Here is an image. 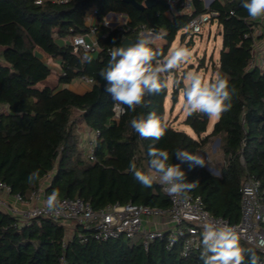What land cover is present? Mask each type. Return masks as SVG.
Here are the masks:
<instances>
[{
  "label": "trees",
  "instance_id": "16d2710c",
  "mask_svg": "<svg viewBox=\"0 0 264 264\" xmlns=\"http://www.w3.org/2000/svg\"><path fill=\"white\" fill-rule=\"evenodd\" d=\"M242 2L212 0L205 7L203 0H190L191 8L184 10L181 0H157L142 9L124 0H0V180L10 186V193L27 200L48 177L46 196L55 190L59 198L78 197L93 209L131 202L166 210L170 201L161 184L145 187L129 171L134 161L137 170L148 173V149L154 146L169 152V163L181 164L187 182L198 181L189 192L200 196L208 212L231 223L239 221L242 182L252 176L264 188V69L251 64L256 38L264 37V28L258 36L254 31L264 27V16L250 18ZM92 7L99 48L86 53L92 57L89 63L70 46L55 42L52 31L64 36L85 34L89 30L85 18ZM211 11L218 13L212 19L217 20L221 47L213 67L216 76L209 82L217 77L227 79L231 109L221 114L208 133L209 116L187 111L183 123L195 138L166 120L167 88L146 95L135 111L123 106L125 112L112 121L114 101L99 75L110 58L107 50L119 46L125 36L135 42L144 27L156 34L166 33L161 44L153 46L167 55L177 33L192 17ZM109 12L124 14L127 19L121 26L109 28L104 25ZM35 50L59 63L61 70L54 83L40 85L52 70L35 57ZM81 76L90 77L93 83L79 94L68 85ZM181 86L182 82L172 87L174 102ZM150 113L166 125L158 142L141 138L131 127L132 119H147ZM86 127L99 131L94 159L87 156L84 132H79ZM213 136L220 139L224 159L217 169L219 175L205 166L190 168L175 157L178 148L196 155L203 152ZM36 170L38 178L29 182V174ZM68 230L60 219L36 216L21 221L0 208V264H204L201 244L183 257L179 246L167 248L165 238L151 241L144 249L140 241L130 243L131 238L97 240L75 223L71 236H67ZM240 245L248 250L244 264H250L251 252L258 260L263 258L241 239Z\"/></svg>",
  "mask_w": 264,
  "mask_h": 264
},
{
  "label": "built area",
  "instance_id": "2783aa9c",
  "mask_svg": "<svg viewBox=\"0 0 264 264\" xmlns=\"http://www.w3.org/2000/svg\"><path fill=\"white\" fill-rule=\"evenodd\" d=\"M41 1L36 0L37 3ZM51 1L64 3L68 0ZM174 1L177 0H168L170 3ZM181 5L184 10L191 8L190 0H181ZM217 14L216 11H211L195 15L183 29L187 33H199L203 23L211 20ZM95 20L96 10L92 7L85 18V22L88 23L89 27L88 32L64 36L53 30L52 37L59 45L70 46L73 53H80L84 59L86 53L99 48ZM104 21V25L109 28L123 24L118 18H113L112 15L105 16ZM141 33L147 35L154 32L152 29L141 27L138 36ZM111 49L107 50L108 54H110ZM251 64L258 65L261 69H264V51L259 52L257 55L255 54ZM80 80L90 86L93 83V80L87 76H81ZM112 110L111 120L118 121L123 113L114 105ZM98 134V130L86 127L82 136L87 148V156L90 159H94V145ZM215 174L219 175V171ZM44 187L41 183L39 187L30 192L28 199L24 200L19 194H11L10 186L0 180V208L19 216L21 221H28L36 216H46L62 221L67 220L89 231L97 240L120 237L131 238L135 235H140V242L144 249H147L151 241L165 238L167 248L172 249L175 246H179L180 255L183 257H187L198 249L202 241L204 223L211 221L221 225L226 224L237 232L242 241L255 247L263 254V258L258 260V263L264 264V247L260 246L261 241H264V188L261 186L260 180L252 176H248L242 182L240 188V218L239 221L234 223L208 212L200 196L193 195L189 191L179 196H170L166 191L167 186L162 184L161 188L170 201V206L166 210L131 202L108 204L102 208L93 209L89 203L78 197H58L57 208L50 210L46 206L48 196L44 193ZM2 193L11 195L15 202L24 205V207L10 205L1 196Z\"/></svg>",
  "mask_w": 264,
  "mask_h": 264
},
{
  "label": "clouds",
  "instance_id": "9594fccd",
  "mask_svg": "<svg viewBox=\"0 0 264 264\" xmlns=\"http://www.w3.org/2000/svg\"><path fill=\"white\" fill-rule=\"evenodd\" d=\"M242 7L252 19L264 16V0H243ZM164 35V32L147 35L141 33L134 43L111 49L107 65L99 75L106 82L105 92L111 96L114 107H118L121 113L126 109L135 111L138 105L144 103L146 95L160 94L167 89L169 81L162 77H166V74L179 68L189 59L190 52L184 47L172 48L167 55L155 48V41L162 40ZM84 59L90 63L92 57L86 56ZM184 79V106L189 115L204 113L219 119L222 113L231 109L232 96L227 79L217 77L214 82L205 83L201 76L194 72L188 73ZM121 106H126V109ZM130 123L133 130L143 139L158 142L165 135L166 125L161 123L155 113H150L147 119L134 118ZM174 155L182 163H188L190 168L205 165L203 158L185 149H176ZM148 156V173L137 170L134 161L129 164V171L141 185L151 187L154 182L166 185L170 196H179L197 186L198 181L187 182L181 164L169 163L167 150L150 146ZM38 176L39 170L30 173L29 182L36 180ZM58 196L59 193L54 190L47 197L48 209L57 208ZM201 246L200 258L204 264H244L245 253L248 251L241 247L240 237L231 226L211 221L203 224ZM260 246L264 247V241H261ZM249 260L250 264H258V257L254 252L250 253Z\"/></svg>",
  "mask_w": 264,
  "mask_h": 264
},
{
  "label": "rangeland",
  "instance_id": "374dc122",
  "mask_svg": "<svg viewBox=\"0 0 264 264\" xmlns=\"http://www.w3.org/2000/svg\"><path fill=\"white\" fill-rule=\"evenodd\" d=\"M211 1L212 0H203L204 6L207 7ZM218 31H219V27L216 19H211L207 22H204L201 27V31L199 33L194 34L193 43H188V45L185 46V44L189 42V36L191 33H187L185 29H181L177 33L175 39L173 40L169 48V50L175 47L187 48L190 52V57L179 68L173 70L171 73L166 74L167 80L169 81V87L165 99V118L168 122L171 123V125L174 128L184 130L195 138L197 137V135L188 125L183 123L185 116L187 114V109L184 106L185 105L184 78L188 73H193V72L199 74L203 82L205 83H209L210 78L213 79L215 78L216 75L213 67L218 60L219 50L221 47V35L218 33ZM183 32L184 35L180 40L179 35ZM260 33H261V29L257 26L255 28L254 34L258 36ZM256 39L257 41L255 44L254 54L257 55L259 52L264 51V39L263 38L259 39V37ZM162 40H156L155 44L160 45ZM52 69H53L52 74L46 79V81L40 83V85H43L46 82L47 83L55 82L56 79L55 75L57 74L58 68L56 66L54 67L52 66ZM181 82H182V86L178 89L177 92V101L174 102L171 98L172 87L174 84H179ZM216 120H217L216 118L209 117L206 133L212 130L213 124ZM79 132L83 133L84 129L80 128ZM197 155L204 159L205 161L204 166L207 169L209 168L218 169V167L221 166L224 161L222 152L220 150V139L216 136L211 137L204 151ZM45 182H47L46 179ZM11 197L12 196L10 195L9 199L6 201L12 202L13 197L12 198ZM16 205L19 206V203L16 202ZM63 223L69 229L67 236H71L73 234L72 227L74 223L67 220L63 221ZM140 239H141L140 235H135L131 237L130 243L139 242Z\"/></svg>",
  "mask_w": 264,
  "mask_h": 264
},
{
  "label": "crops",
  "instance_id": "0c3cea01",
  "mask_svg": "<svg viewBox=\"0 0 264 264\" xmlns=\"http://www.w3.org/2000/svg\"><path fill=\"white\" fill-rule=\"evenodd\" d=\"M112 17L113 18H118V20H120V21H122V23H124L125 21H126V19H127V16L126 15H124V14H119V15H112ZM263 19V18H262ZM261 20V19H260ZM261 21H263V20H261ZM263 23V22H262ZM86 24H88L87 22H86ZM259 28L260 29H262V26L260 25L259 26ZM264 28V27H263ZM218 33H219V31H218ZM153 34H156V33H153ZM263 39H264V37H263ZM257 41V40H256ZM259 41H261V40H259ZM256 44V43H255ZM0 59H1V57H0ZM46 62H47V64H48V66L51 68V70H53L52 69V66L54 67V66H56L57 68H58V71H57V74L60 72V66H59V63L57 62V60H53V59H50V58H46ZM52 74V73H51ZM55 77H56V75H55ZM68 87L71 89V90H73V91H75V92H77V93H79V94H82V93H84V92H86L87 90H89L90 89V85H88V84H86L84 81H82V80H80V79H77V80H75V81H73L72 83H70L69 85H68ZM85 130V129H84ZM42 185L43 186H45L46 185V183L47 182H45V180H42ZM1 196L5 199V201L6 200H8L9 199V196L10 195H6V194H1ZM12 198V197H11ZM7 202V201H6ZM7 203H9L10 205H14L15 207H24V205H20L19 204V206L18 205H16V202H15V200L13 199V201L12 202H7Z\"/></svg>",
  "mask_w": 264,
  "mask_h": 264
},
{
  "label": "water",
  "instance_id": "95a60500",
  "mask_svg": "<svg viewBox=\"0 0 264 264\" xmlns=\"http://www.w3.org/2000/svg\"><path fill=\"white\" fill-rule=\"evenodd\" d=\"M124 1L131 3L132 5H134L135 7H137L138 9H142L144 7H151V6H153L156 3L157 0H144L143 3H138L135 0H124ZM115 14L116 15H119V13L109 12L106 15V17L107 16H111V15H115ZM219 34H220V31H219ZM183 35H184V32L179 35V39L180 40L182 39ZM193 36H194V34H190V36H189V42H187L185 44V46H187L188 43H193ZM131 43H134V41L130 37L125 36V37H123L121 39L119 46H121V45L127 46V45H129ZM34 55H35V57H37L41 61H45L46 60V56L41 51H39V50H35L34 51ZM209 170L211 172H213V173H217L218 172V170L217 169H214V168H209Z\"/></svg>",
  "mask_w": 264,
  "mask_h": 264
}]
</instances>
